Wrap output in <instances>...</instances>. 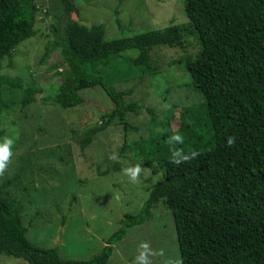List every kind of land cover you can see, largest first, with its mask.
<instances>
[{
  "label": "trees",
  "instance_id": "obj_1",
  "mask_svg": "<svg viewBox=\"0 0 264 264\" xmlns=\"http://www.w3.org/2000/svg\"><path fill=\"white\" fill-rule=\"evenodd\" d=\"M59 1L60 20L44 44L41 62L59 52L63 69L58 73L66 83L54 86L43 102L76 107L84 102L81 91L100 87L113 105L107 123L118 119L127 131L126 114L136 113L139 106L125 102L132 89L115 85L156 73L152 49L182 45L183 28L171 24L107 39L104 24L87 26L71 18L74 0ZM37 13L36 0H0V70L1 60L11 58L21 42L36 34ZM113 14L117 16V9ZM187 28L196 35L199 49L185 58V69L203 102L196 111L183 109L180 130L187 132L182 142L162 135L151 155L136 144L143 161L153 163L152 172L162 174L140 211L124 216L98 255L64 260L56 248L27 239L20 208L7 195L9 182L0 181V253L29 264H106L112 245L125 237L127 228L144 223L161 202L172 213L179 264H264V0H206L204 15ZM126 50L137 54L124 56ZM4 89L20 93L21 110L39 92L21 76L0 73V117L8 106ZM4 132L0 124V137ZM90 141L89 136L82 147ZM174 151L198 155L177 165Z\"/></svg>",
  "mask_w": 264,
  "mask_h": 264
},
{
  "label": "rangeland",
  "instance_id": "obj_2",
  "mask_svg": "<svg viewBox=\"0 0 264 264\" xmlns=\"http://www.w3.org/2000/svg\"><path fill=\"white\" fill-rule=\"evenodd\" d=\"M74 2L76 11L71 18L87 26L104 24L107 39L171 24L183 28L182 45L152 49L156 73L115 85L121 90L132 89L125 102L139 106L136 113L126 114L130 127L127 131L118 119L107 123L113 105L100 87L81 91L84 102L76 107L61 108L43 102L54 93V86L66 83L58 73L63 69L59 52L41 62L44 44L52 39L53 26L60 20L59 0H36V34L21 42L11 58L1 60V74L21 76L39 92L35 101L21 110L20 93L3 91L8 106L0 117L5 131L0 143L5 136L14 143L11 161L0 181L9 182L7 195L19 206L31 243L56 248L64 260H89L101 252L126 214L140 211L151 189L162 180L161 173L152 172L153 163L143 161L136 144L146 146V154L151 155L160 136L185 135L187 131L180 130L183 109L196 111L203 102L184 60L198 52L196 35L187 26L204 15L206 0ZM136 54L135 50L123 52L124 56ZM99 126L102 128L95 131ZM89 136L91 141L82 147ZM137 164L142 172L139 181L132 183L122 169ZM141 241L149 242L156 251L163 250V256L150 257L153 264H164L169 258L180 262L172 213L163 203L151 209L144 223L127 228L125 237L112 245L107 264H133ZM0 264L29 263L0 253Z\"/></svg>",
  "mask_w": 264,
  "mask_h": 264
},
{
  "label": "clouds",
  "instance_id": "obj_3",
  "mask_svg": "<svg viewBox=\"0 0 264 264\" xmlns=\"http://www.w3.org/2000/svg\"><path fill=\"white\" fill-rule=\"evenodd\" d=\"M170 142L178 141L182 142V137L179 135L174 134L172 137L169 138ZM14 141L5 136L3 142L0 143V176H3L5 171L8 169V165L11 161L12 151L11 146ZM234 143L233 138L228 139V144L232 145ZM198 153L193 151L190 155L189 154H181L180 151L173 152V160L172 162L179 165L181 162H187L193 157L197 156ZM110 158H115L110 157ZM122 172L125 176H127L132 183H136L139 181L140 174L142 172V168L139 164L135 166H129L122 169ZM138 254L135 257L133 264H153L150 257L153 256H163V250L156 251L152 249L151 245L147 241H141V243L137 247ZM164 264H179L178 260L174 259H167L164 261Z\"/></svg>",
  "mask_w": 264,
  "mask_h": 264
},
{
  "label": "crops",
  "instance_id": "obj_4",
  "mask_svg": "<svg viewBox=\"0 0 264 264\" xmlns=\"http://www.w3.org/2000/svg\"><path fill=\"white\" fill-rule=\"evenodd\" d=\"M107 264V263H106Z\"/></svg>",
  "mask_w": 264,
  "mask_h": 264
}]
</instances>
